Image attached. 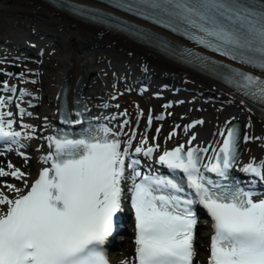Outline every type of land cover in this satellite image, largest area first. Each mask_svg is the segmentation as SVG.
<instances>
[{
	"label": "snow or ice",
	"instance_id": "6c2138e0",
	"mask_svg": "<svg viewBox=\"0 0 264 264\" xmlns=\"http://www.w3.org/2000/svg\"><path fill=\"white\" fill-rule=\"evenodd\" d=\"M117 6L135 9L138 15L148 13L156 23L182 30L197 44L264 72V0H133ZM228 82L264 105V77L234 71ZM0 92L15 94L17 88L0 81ZM19 95L29 93L21 89ZM12 103V96L0 95V140L23 148L21 139L36 138V128L21 124L30 131L13 129V112L5 110ZM16 108L21 116L32 115L19 103ZM152 121L149 111V128ZM128 123L124 120L119 132L101 124L84 129L79 138L64 133L43 137L49 151L40 159L50 166L30 184L28 174L11 162L7 169L0 167V178L10 176L24 185L0 181V264H109L101 246L116 228L126 182L135 215V257L123 264H193L200 206L212 221L207 264H264V198L254 199L251 191L230 182V171L240 157L238 139L247 144L264 142V136L238 137V129L226 121L217 130L221 140L215 146H191L196 140L192 135L187 147L179 144L163 151L156 163L182 173L190 190L186 193L174 176L140 170L142 161L134 157L151 159L159 145H149L145 134L133 151L135 130L127 140L120 139ZM203 123L196 120L184 130ZM175 135L173 130L168 139ZM19 155L27 162L25 153ZM240 171L264 180V159L253 158Z\"/></svg>",
	"mask_w": 264,
	"mask_h": 264
},
{
	"label": "bare ground",
	"instance_id": "6f19581e",
	"mask_svg": "<svg viewBox=\"0 0 264 264\" xmlns=\"http://www.w3.org/2000/svg\"><path fill=\"white\" fill-rule=\"evenodd\" d=\"M137 21L166 36L171 42L185 44L183 39L173 34ZM0 29L3 30V34H0V64L1 59L9 54L1 45L16 48L30 44L42 58L43 68L38 73L41 88L36 93L20 86L27 80L26 77L0 65V81H7L17 88L15 94L11 93L14 97L23 89L29 93L24 96L30 99L29 102L37 101V106L31 112L32 119L19 116L15 128L21 132L30 131L21 128V124L36 128V138H22L20 141L26 145V149L21 150L30 153L26 177L29 184L46 167L39 160L42 154L49 151L43 137L51 132L56 94L64 84L71 97L76 81H79L77 95L85 101L91 117L117 132L120 131L119 125L128 120V125L123 129L126 135L120 139L127 140L135 130L134 150L146 134L149 145H159L158 152L153 154L155 157L175 145L185 144L187 147V140L192 135L196 136V140L191 146H215L220 140L217 130L226 121L238 122L242 135L264 136V105L253 102L206 72L165 56L129 36L71 16L45 0H0ZM167 92L173 97L162 105L167 114L163 121L158 122L154 118L159 111L157 101L164 98L162 93ZM9 94L6 93V96ZM168 104L171 107L166 108ZM15 109L16 105L12 111L17 116ZM149 110L154 114L152 125L147 129L146 114ZM125 111L126 116L118 115ZM112 116H116V119H109ZM196 120H203L204 123L185 132V126ZM156 125L161 128L153 140ZM173 130L176 135L168 139ZM240 147L242 152L237 166L253 158L257 162L264 159V142L253 140L245 144L241 140ZM11 153L12 150L5 152V157H10ZM211 154L209 151L207 155ZM2 162L3 158H0V164ZM13 163L15 168L22 165V161L14 156ZM16 182L18 187H24L22 181ZM203 230L204 227L198 235L197 264H201V257L206 255ZM131 252L132 243L126 240L111 254V259L114 264L131 262Z\"/></svg>",
	"mask_w": 264,
	"mask_h": 264
},
{
	"label": "rangeland",
	"instance_id": "374dc122",
	"mask_svg": "<svg viewBox=\"0 0 264 264\" xmlns=\"http://www.w3.org/2000/svg\"><path fill=\"white\" fill-rule=\"evenodd\" d=\"M0 34H3V30L0 29ZM2 37V36H1ZM8 58L3 59L4 64H2V66L4 67H9L12 69V67H10L9 65H7L5 62ZM11 60V59H10ZM12 61V65H17V67H19V71L18 73L21 74L22 76H25L29 79L30 82H25L23 83L24 86L29 87L31 90L37 92L40 90L41 84L39 83L37 77H39L37 75V71L41 70L43 67L41 66L42 60L41 58H37L35 60V62L33 61H19V60H11ZM37 62V63H36ZM31 71V72H29ZM34 81V83H33ZM170 97H172L169 92H167V94L165 95V98L162 99V101H157L158 107H161V104L163 102H165L167 99H169Z\"/></svg>",
	"mask_w": 264,
	"mask_h": 264
}]
</instances>
